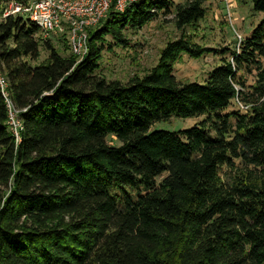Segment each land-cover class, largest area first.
<instances>
[{"label": "trees", "instance_id": "16d2710c", "mask_svg": "<svg viewBox=\"0 0 264 264\" xmlns=\"http://www.w3.org/2000/svg\"><path fill=\"white\" fill-rule=\"evenodd\" d=\"M11 1L28 0H0V70L23 129L16 141L0 91V264H264V0H251L262 16L229 55L180 36L125 83L96 72L105 36L125 42L122 29L159 13L183 27L206 0L111 8L81 59L29 17L3 16ZM40 44L47 60L31 64ZM206 51L223 53L206 83L178 81L180 54ZM172 117L203 118L150 130Z\"/></svg>", "mask_w": 264, "mask_h": 264}, {"label": "rangeland", "instance_id": "374dc122", "mask_svg": "<svg viewBox=\"0 0 264 264\" xmlns=\"http://www.w3.org/2000/svg\"><path fill=\"white\" fill-rule=\"evenodd\" d=\"M186 1L174 0V3ZM204 7L206 12L203 18L180 28L176 26L172 13L167 15L159 13L155 19L148 21L140 28L126 26L122 29L121 33L125 42L115 43L111 36H105L106 42L99 56L97 74L106 80H119L122 83L133 76H142L158 62L165 44L180 36L202 47L215 49L228 47L229 50L225 51L224 55H229L232 50L238 49L241 40L245 39L262 16L260 12L253 10L251 0H206ZM107 15L85 29L87 43L89 32L104 23ZM65 35L55 34L51 38V44L62 55L70 53V50L63 45L64 40L66 41ZM38 36L40 37V34ZM39 49L38 58L31 61V64H42L47 60L48 51L42 44L39 45ZM222 55L223 53H215V51H206L197 57L182 53L174 63L173 73L182 83L204 84L209 72L221 64ZM245 76L246 83L254 81V71L246 73ZM238 105L241 108L243 104L233 101L227 109L237 108ZM242 108L244 110L246 106ZM16 110L19 111L17 108ZM201 118L203 117H172L169 120L155 122L150 126V130H180L194 125ZM106 141L112 145L120 144L113 135H108ZM161 178L162 176L158 179ZM9 185L10 182L7 186L0 183L1 196L8 192Z\"/></svg>", "mask_w": 264, "mask_h": 264}, {"label": "built area", "instance_id": "2783aa9c", "mask_svg": "<svg viewBox=\"0 0 264 264\" xmlns=\"http://www.w3.org/2000/svg\"><path fill=\"white\" fill-rule=\"evenodd\" d=\"M135 1L137 0H28L25 3L11 1L4 7L3 16L27 14V17L40 26L41 39H51L55 34H66L70 51L80 58L88 49L85 29L106 16L111 8L122 12ZM0 91L7 108L8 128L17 141L23 124L10 97L8 80L1 70Z\"/></svg>", "mask_w": 264, "mask_h": 264}]
</instances>
